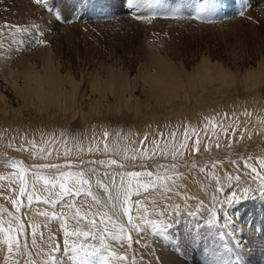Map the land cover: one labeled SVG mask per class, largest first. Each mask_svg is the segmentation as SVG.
<instances>
[{
	"label": "bare ground",
	"instance_id": "obj_1",
	"mask_svg": "<svg viewBox=\"0 0 264 264\" xmlns=\"http://www.w3.org/2000/svg\"><path fill=\"white\" fill-rule=\"evenodd\" d=\"M14 3L16 9L24 13L19 12L20 18L24 15L31 16L30 19L35 18L32 10L31 12L28 10L25 0H16ZM1 52L0 119L11 124V127L7 124L10 131L0 134V153L9 154L12 159L6 163L8 167H0V205H2L0 228L7 229L11 223L10 234L13 237H19L21 247L18 249L16 242H13L10 252L7 234L0 231V264H16L17 258L25 257L27 245L30 248L32 264H71L68 259L75 257L69 253L70 257L65 260L68 256L65 251L70 246L75 247V243L68 244L70 236H66L65 232L76 231L79 233L76 235L79 239L89 234L94 238L101 233L97 231H104L107 228L105 223L108 220L105 218L101 204L98 205L93 201L89 204L83 190L80 195H77L71 181L68 183L73 191L69 194L56 195L55 193L59 192L58 186L51 192L41 190L38 193L41 200L38 202L34 198L29 206L28 194L32 192L33 183L37 184V188L42 189L43 182L36 181L33 175L36 172L30 173L26 170L27 192L24 197H19V168L24 167L21 161L16 159L23 158L26 165L33 168L32 170L47 176L50 173H57L58 170L48 171L35 166L58 164L70 165L74 168L84 162H93L106 167L108 166L106 163L100 164L99 161L110 159L124 166H134L157 159L179 160L200 151L238 146L243 142L252 143L264 138V65L260 63L261 61L255 63V68L243 71L244 73L239 76H234L233 73L221 69L216 63L205 60H201L191 72L186 73L174 68L172 63L151 51L146 67L136 77L142 81L140 86H137L134 80L129 81L123 73L114 71H110L104 80L91 79L90 91L97 93L100 100L98 99L86 109L81 104L89 91L87 86L78 90V85L73 79L57 74L49 56L43 60L39 74L30 72L31 68H26L25 64L19 61L14 65L7 63L6 55L3 56ZM237 81L238 83L235 84ZM66 84L65 89L63 86ZM234 84L236 89L240 88L239 90L243 91L242 98L236 97L235 94L238 92L233 94ZM135 92L145 96L146 104L139 105L142 101L134 94ZM106 96H110L116 102L117 110L97 108L100 107L99 102ZM26 111H29L33 117L29 119L22 117ZM209 121H212L216 127L213 128ZM105 132L108 133L107 137L104 135ZM197 138L199 144H196ZM181 143L185 145L182 149L179 147ZM106 144L107 152L104 150ZM196 148H199V151H195ZM173 151L177 153L175 158L172 155ZM180 152H183L182 156L179 155ZM125 156L129 158L125 159ZM262 159L264 156L252 158V160L219 162L215 181L221 179L222 183L231 184L230 173L236 171L242 182L238 187V193H243L250 187L249 181L264 192V167H261L260 163ZM18 164L16 168L12 167ZM253 168L256 171H252ZM65 170L63 167L60 169V171ZM169 175H172L175 181L173 192H166L162 188H149L147 192L142 189L137 191L136 181H132L131 187L128 188L129 180L126 177L122 187L118 186L120 180H113L112 184L121 193L128 188L127 198L129 193H133V197L138 196L135 201L141 202L143 206L141 214L145 218L162 212L174 213L176 218L171 219L176 223L174 222V226H171V230L154 237L152 234L146 243L150 244L149 251L156 264H186L182 256L183 251L178 247L182 238L189 239L191 234L187 233L188 221L180 219L182 218L180 210L190 208L204 215L209 203L202 198L203 192L199 188L197 190L193 188L185 174L182 178L175 176L174 173ZM245 176L249 181L245 180ZM144 179L145 177L140 178L141 181ZM92 182L99 190L96 181ZM168 183L171 184L172 181ZM102 193L107 195L105 191ZM250 193L251 191L248 192L249 195ZM46 198L50 201L47 204L43 202ZM13 199H17L23 207L19 209L14 207L11 203ZM246 199L245 206L241 210L245 214L244 223L250 217V209L253 206L252 201L249 198ZM121 200L125 201L123 196L115 201V207L118 209ZM127 204L124 203L123 209L130 205ZM177 206H179L178 209ZM9 209L22 220V226L26 229L25 236L21 233L20 226L11 218ZM77 210L80 211L81 217H84L79 222L74 218ZM41 213H47V216ZM85 213H87L86 216ZM158 220L161 219L158 218ZM144 222H146L145 219ZM259 223H255L254 226L258 227ZM98 225L101 228L97 230ZM259 225L256 230L252 226L250 232L244 229L246 236L249 237L248 240L255 239L261 242L259 239L264 236V221ZM253 230L257 233L248 235L254 233ZM253 243L258 244L255 241ZM56 247H61L58 253ZM247 258V263L258 264L257 257L252 253Z\"/></svg>",
	"mask_w": 264,
	"mask_h": 264
},
{
	"label": "rangeland",
	"instance_id": "obj_2",
	"mask_svg": "<svg viewBox=\"0 0 264 264\" xmlns=\"http://www.w3.org/2000/svg\"><path fill=\"white\" fill-rule=\"evenodd\" d=\"M15 1L0 0V51L3 56L6 55L7 63L14 65L19 61L26 68L30 67V72L40 74L43 60L49 56L57 74L73 79L78 90L87 86L89 91L81 104L86 109L100 98L97 93L90 91L91 79L104 80L110 71H114L123 73L129 81L134 80L140 86L142 81L136 77L146 67L151 51L186 73L191 72L201 60L216 63L234 76L255 68L258 61L264 65V0H136L132 5L127 0H25L28 10H32L35 15L34 19L26 15L20 18L21 11L16 9ZM202 6L206 7L201 12ZM39 40L45 43L40 44ZM235 84L233 94L238 92L236 97L242 98L243 91L236 89ZM66 86L63 87L66 89ZM134 94L142 101L139 105L146 104L143 94ZM109 97L103 98L97 108L117 110L118 105ZM22 117L29 119L33 115L26 111ZM7 124L0 119V134L10 131L11 124H8L10 127ZM200 152L179 160L157 159L123 168L118 166L120 164L102 167L93 162L64 168L65 171L73 172L83 170L89 174L91 182L101 181L110 190L104 195V189L99 187V192L92 182V192L99 202L85 194L86 200L89 204L91 201L101 204L108 220L105 223L107 228L97 231L101 233L94 238L91 234L83 236L85 238L82 240L78 236H70L68 244L75 243L77 248H67L65 252L68 256L65 260L73 254L75 258L68 259L71 264H156L149 251L150 244L146 242L152 234L154 237L171 230L175 222L172 219L176 218L174 213L162 212L145 218L141 214V202L136 203V197L129 193L126 201V204L129 201L127 205H130H126V208L132 216V223H129L123 209L125 201L121 200L120 208L115 207L113 215V203L116 202L110 199V194L115 196L118 191L112 184L113 180H120L118 186L122 187L121 181L122 178L124 181L126 172L151 171L163 174L165 168L155 167L161 164L169 168V173L185 174L193 188H199L203 192L202 198L209 203L204 215L190 208L180 210V219L188 221L187 233L191 234L189 239L182 238L180 245L177 244L183 251L186 264H250L247 263L250 253L257 257L258 264H264V236L259 239L261 242L255 239L251 241L244 231L247 229L250 232L252 226L256 230L264 221V192L245 176L250 187L244 190V194L238 193L242 182L236 171L229 174L231 184H224L221 179L215 181L219 162L263 157L264 138L252 143L243 142L238 146ZM8 155L0 153V167H8L6 163L12 159ZM16 160H20L28 172L38 173L26 165L23 158ZM172 164L177 165L175 170L170 169ZM90 169H95V173H89ZM246 198L252 201L253 206L250 217L244 223L245 214L241 210ZM10 211L11 218L25 236L26 229L22 226V220L19 218L17 221V215ZM255 223H259L258 227L254 226ZM96 228L98 230L101 226ZM253 232L248 235L257 233ZM28 248V245L25 246V257H19L22 260L17 258L16 264L20 261L21 264L31 262ZM56 248L58 253L61 247ZM120 257L127 259L121 260Z\"/></svg>",
	"mask_w": 264,
	"mask_h": 264
},
{
	"label": "snow or ice",
	"instance_id": "obj_3",
	"mask_svg": "<svg viewBox=\"0 0 264 264\" xmlns=\"http://www.w3.org/2000/svg\"><path fill=\"white\" fill-rule=\"evenodd\" d=\"M37 2H39V0H37ZM134 2H136V0H127V3L129 5H132ZM206 6H202L201 7V12L204 10ZM210 22V21H209ZM40 44H44L45 41L43 40H39L38 41ZM210 124H212L213 128L216 127V125L212 122L209 121ZM105 137L108 136V133L105 132ZM175 135V134H173ZM185 137H187V132H185ZM155 143V142H154ZM196 144H199V139L197 138L196 140ZM219 145H217L218 147ZM179 147L182 149L185 147V145L183 143H181L179 145ZM105 152L108 151V146L107 144L105 145ZM195 151H199V148L194 149ZM41 151H43V149H41ZM89 151H92V149H89ZM50 154V153H49ZM176 151H173L172 155L173 158H175L176 156ZM179 155H183V152H180ZM125 159H128L129 157L125 156ZM132 159H135V157H131ZM100 164H107L109 166L112 165H118V162L114 159H110L108 161H99ZM261 163V167H264V159H262L260 161ZM70 165H58V164H41V165H37L35 167L39 168V169H56L58 170V174L57 173H50L49 175L45 176V175H40L39 173H34L33 175L36 177V181H42V189L41 188H37V184L33 183L32 185V192L31 194H28V204L29 206L31 205L33 199L35 198L38 202L41 200V196L38 194L41 192V190H43L44 192H51L52 190L56 189L57 186L59 188V192L55 193L56 195H67L69 194L71 191H73V188L69 186V181L72 182L73 186L75 187V191L77 195H80L81 190H83L85 192V194L89 197H92V199L96 202L98 201V197L95 196L92 192V182L90 180V178H88L89 174H86L83 170L77 171V172H72V171H59L62 167L63 168H68ZM119 167L123 168L124 165L120 164L118 165ZM13 168H16L17 165H12ZM155 167L157 169L160 168H165V172L163 174H161L160 172H137V171H129L126 172L124 175L125 177L129 180V185L128 188L131 187V182L132 181H136V184L138 185L137 187V191H139L140 189H142L143 191L147 192L149 190V188L152 189H160L162 188L164 191L166 192H173L174 191V185H175V181L173 179L172 175H169V168L166 167L165 165H161V164H157L155 165ZM177 168L176 164H172L170 166L171 170H175ZM201 171H204V169H201ZM252 171H256V169H252ZM89 173L94 174L95 173V169H90ZM27 172L26 169L24 168H19V183H20V188H19V197H24L26 192H27V182L25 180V176H26ZM175 176L177 177H183V173H179V172H175L174 173ZM141 177H145V179L143 181L140 180ZM238 179V177H237ZM168 181H172L171 184L168 183ZM97 186L100 188H103L105 192H109V188L106 185H103V183L101 181H97ZM121 186H123V178L121 181ZM128 188H125V191L123 193L121 192H117V194L115 196H112L110 194V199L115 202L117 200L121 199V196L124 197L125 203L127 201V192H128ZM45 204L49 203V199H44L43 201ZM53 204L55 203V201H51ZM11 203L13 204L14 207H16L17 209H19L20 207H23V205L17 200V199H13L11 200ZM179 208V206H177V209ZM124 212L125 214H127V220L129 223H132V216L130 214V210L128 208H124ZM115 214V203H113V215ZM41 215L47 216V213H41ZM87 215V213H85V216ZM95 215V214H93ZM74 218L77 219V222H79L81 219H83L84 217H81L80 215V211L77 210L75 213ZM17 219V221H19V218H15ZM109 219H111V217H109ZM90 223H94V221H89ZM159 226V225H158ZM166 227V224L164 225ZM0 231H4L7 236V243H8V247H9V251H12V245L13 242H16L17 244V248L19 249L21 247V245L19 244V237H13L10 233L12 231V225L11 223H9V226L7 229H3L0 228ZM79 233L76 231H72V232H65L66 236H76ZM33 235H35V233H33ZM23 255V253H21ZM121 260H125L127 259V257H120ZM19 264V262H18ZM29 264H32V262H29Z\"/></svg>",
	"mask_w": 264,
	"mask_h": 264
}]
</instances>
